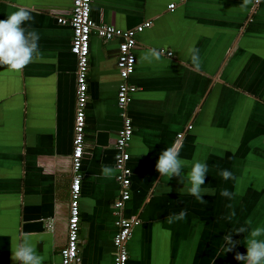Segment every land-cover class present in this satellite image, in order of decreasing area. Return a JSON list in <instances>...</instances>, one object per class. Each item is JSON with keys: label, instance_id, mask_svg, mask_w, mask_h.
Wrapping results in <instances>:
<instances>
[{"label": "crops", "instance_id": "obj_1", "mask_svg": "<svg viewBox=\"0 0 264 264\" xmlns=\"http://www.w3.org/2000/svg\"><path fill=\"white\" fill-rule=\"evenodd\" d=\"M71 6L72 0H0V19L20 7L31 11L25 28L40 34L41 54L22 73L0 67V264H15L12 250L23 233L32 234L42 264H61L76 59L72 30L57 19L68 17ZM91 18L122 31L151 22L135 37L128 79L136 90L125 111L133 134L130 199L122 216L140 222L125 244V264H239L226 252L224 236L234 235L246 255L251 230L264 227V0H92ZM118 43L94 32L90 37L79 264H113L115 254L114 143L123 123ZM152 48L163 55L149 63L142 57ZM192 49L199 50V69L191 63ZM174 144L185 161L183 184L155 170L161 152ZM196 161L209 166L206 203L188 191ZM225 169L236 179L224 180L219 173ZM223 189L234 198L222 197ZM181 210L186 218L169 223ZM240 227L248 231L236 235Z\"/></svg>", "mask_w": 264, "mask_h": 264}, {"label": "built area", "instance_id": "obj_2", "mask_svg": "<svg viewBox=\"0 0 264 264\" xmlns=\"http://www.w3.org/2000/svg\"><path fill=\"white\" fill-rule=\"evenodd\" d=\"M92 0H72V6L68 17H60L57 22L68 25L72 30L70 52L76 59V101L73 124V140L71 163V182L69 189V212L67 219V240L65 246L60 250L61 264H79V231L80 211L79 195L81 186V162L84 153L85 137V108L88 99L87 78L89 70L90 37L94 32L96 35L108 42L118 40V56L116 66L119 72L120 83L117 89V104L122 110L123 123L117 133L114 143L115 159L114 167L117 171L116 182L119 186V197L114 201L113 207L116 211L117 232L113 239L115 254L113 264H125L127 252L125 244L129 240L134 227L139 224V219L126 220L122 216L125 203L130 199L131 171L128 167L129 154L127 148L131 142L133 125L125 111L130 101V96L135 92V87L128 83V79L134 71L135 57L133 49L136 44V35L151 27V22H145L134 29L122 31L112 26L96 25L91 18ZM170 10L174 5L168 6ZM170 56L171 53H168Z\"/></svg>", "mask_w": 264, "mask_h": 264}, {"label": "clouds", "instance_id": "obj_3", "mask_svg": "<svg viewBox=\"0 0 264 264\" xmlns=\"http://www.w3.org/2000/svg\"><path fill=\"white\" fill-rule=\"evenodd\" d=\"M31 11L27 8L20 7L12 12L6 19H0V67H7L10 71L22 73L23 70L31 63L35 62L40 57L39 40L40 34L35 30L25 28V24L33 21ZM191 63L199 69L201 59L198 49H192ZM162 52L155 48L142 57L143 60L151 63L153 60L159 61L162 57ZM185 161L180 158V150L174 144L167 147L158 157L155 163V170L159 174V178H176L180 184L184 183ZM112 171L109 166H102V172L108 174ZM209 172L207 163L196 161L191 167V171L187 174L191 187L188 189L192 195L200 203H206L203 195L207 191L202 188L205 184L206 175ZM219 175L224 180H235V176L227 169L222 170ZM222 197L229 200L234 198V193L227 189L220 192ZM232 208V205H228ZM187 216L186 210H181L178 215H170L167 219L169 223L183 220ZM235 216L233 210L227 219H232ZM247 223H251L248 221ZM248 231L246 227H240L236 230V235L243 234ZM31 233H23L16 247L12 250L11 259L15 264H42L43 258L36 253V249L30 243ZM264 236V227H256L251 230L247 240L246 255L237 250V240L234 235L227 234L224 236L225 249L227 253H234V259L239 264H264V239H258ZM215 264V262H214Z\"/></svg>", "mask_w": 264, "mask_h": 264}]
</instances>
